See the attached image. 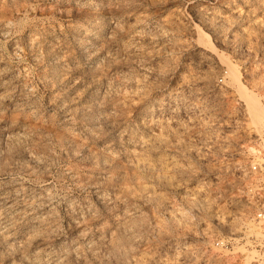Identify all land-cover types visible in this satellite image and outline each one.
<instances>
[{"label":"rangeland","instance_id":"1","mask_svg":"<svg viewBox=\"0 0 264 264\" xmlns=\"http://www.w3.org/2000/svg\"><path fill=\"white\" fill-rule=\"evenodd\" d=\"M247 94L264 0H0V264H240Z\"/></svg>","mask_w":264,"mask_h":264},{"label":"built area","instance_id":"2","mask_svg":"<svg viewBox=\"0 0 264 264\" xmlns=\"http://www.w3.org/2000/svg\"><path fill=\"white\" fill-rule=\"evenodd\" d=\"M240 168L248 179L240 208L242 225L238 235L216 238L214 243L243 250L236 252L240 264H264V162L256 159Z\"/></svg>","mask_w":264,"mask_h":264},{"label":"bare ground","instance_id":"3","mask_svg":"<svg viewBox=\"0 0 264 264\" xmlns=\"http://www.w3.org/2000/svg\"><path fill=\"white\" fill-rule=\"evenodd\" d=\"M227 65H228V68L231 66L230 64H227ZM233 68L234 67H232V66L230 67V73H229V75L231 74L230 76H232V79L231 80H233L234 78H235L234 80H236L237 79V77H236L237 74L235 73V70ZM237 81H238V79H237ZM246 102H247V105L249 106V110L250 111H252L254 113H257V114H260L261 116H264V105H263L264 103L262 104L255 95H253V94L252 95H248L247 94V96H246ZM238 221H237V223H240ZM240 221H241L240 224H236L234 222V220L231 219L230 226H229V230L236 229L237 227H239V229H240V226L242 225L243 219L240 220ZM238 225H240V226H238ZM239 229H238V231H239Z\"/></svg>","mask_w":264,"mask_h":264}]
</instances>
